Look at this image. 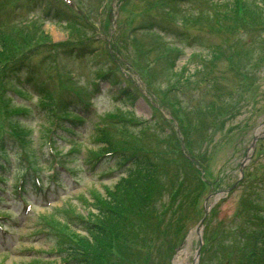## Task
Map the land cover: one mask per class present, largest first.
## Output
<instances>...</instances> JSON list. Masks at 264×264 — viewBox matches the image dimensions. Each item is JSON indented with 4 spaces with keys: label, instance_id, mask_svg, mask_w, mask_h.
<instances>
[{
    "label": "rangeland",
    "instance_id": "rangeland-1",
    "mask_svg": "<svg viewBox=\"0 0 264 264\" xmlns=\"http://www.w3.org/2000/svg\"><path fill=\"white\" fill-rule=\"evenodd\" d=\"M161 1L165 0H73L74 6L78 3L85 11L89 22L88 25L79 27L64 25L60 20H48L38 22L36 27L18 26L11 30L12 23H10L2 31L8 39L10 48L4 56L8 58L0 57V67L14 60L36 69L39 75L35 83H50L51 97L54 101L58 100L60 106L63 96L68 91L77 87L85 89L91 83L93 80L91 68L97 62L100 65L103 58L114 63L113 68L116 70L118 65V71L127 79L131 78L134 85L139 86L136 73L128 71L121 62L127 63L130 67L136 66L154 89L160 91L165 99H172L173 105L175 103L178 105L177 109L175 106L169 108L168 103H165L166 109L161 108L162 114L168 116L172 108L182 123L178 125L180 130L177 134L174 133L175 122L172 119L163 122L165 124L160 131L158 128H149L141 134L139 133L141 127L132 126L128 130L131 134L127 139L112 136L115 144L129 149L132 153L147 152V158L157 167L158 172H162L163 180L154 200L152 199L149 204L148 209L153 216L147 224L140 226L137 222L127 224L128 228L125 232L131 227L138 236L131 240L128 236L126 240L116 244V246L122 245L124 257L122 259L115 255L117 263L238 264V261L243 263L241 254L239 257L236 246L232 244L237 240L238 232L262 225L257 219L251 223L243 221L244 213L240 209L241 202L247 198L264 205V140L260 141L258 150L255 148L257 152L254 150L248 161V167H245L246 178L243 175L241 184L229 193L225 190L240 176L238 164L242 159L243 147L248 146L254 131H264V31L254 27L238 31L229 18L226 21L213 19L214 3H218L223 8L228 0H176L175 4L166 0L170 3L169 10L159 7ZM246 1L253 10L264 12V0ZM54 7L63 12L61 20L71 14L58 1L54 2ZM204 14L213 20L199 19L198 15L205 17ZM95 17H97L96 21ZM149 19L163 20L160 22L167 27L170 26L168 29L184 25L193 26L196 34L201 35L203 41L208 39L214 47L212 51L203 50L189 61L187 59L195 48L183 47L182 58L179 62L175 61L174 66L170 61H159V44L160 46L164 44L161 40L162 36L160 33L154 34L138 28ZM188 20L196 22L193 21L194 25H189L186 22ZM76 42L86 45L83 49H95L91 55L78 59L84 62L79 64L81 66L79 70L75 68L74 70L67 63V56L61 55L57 50L63 47H57L58 44L67 45ZM111 46H116L118 54L109 55ZM114 50L116 52V49ZM213 51L216 55H212ZM235 51L237 54H233ZM247 52L250 54L248 55ZM119 55L121 62L119 60L117 63L113 58L117 56L119 58ZM153 60L156 62L155 65ZM185 61L187 68L184 66L183 69L182 65ZM43 67L48 68L49 76L42 72ZM101 68L106 69L107 66L102 65ZM72 70V73L77 72V76L73 77L69 72ZM26 76L27 74L23 72L19 77L25 79ZM185 77H188L187 81L184 80ZM4 82L8 86L14 81L7 80L5 76L0 79V99H2L0 127L3 126L5 130L12 129L14 126L12 121L17 120L24 129L21 134L28 143L23 148L20 145V149L16 137L6 131L13 138L17 150L7 149L6 153L4 150L0 152V163L6 165L0 170V175L6 177L0 185L4 189L3 192L7 193L6 197L3 196L4 200L0 201L3 203L0 205V214L11 215V220H17L14 227L15 240L11 244L9 240L7 241L10 246H0V264H44L52 260L58 261V256L47 253L57 247L54 238L49 239L35 231L46 228L51 222L64 225L61 212L85 217L86 211L89 210L86 206L87 200L92 202V197L104 196L107 187L103 186L110 187L115 178H103L100 183L95 177L85 175L83 170L81 172L77 170L80 181L78 185H74L68 182L64 174H61L60 183L64 187L59 194H56L55 188L47 185L49 183L47 175L51 173L46 153L48 145L45 144L47 133L45 129H48V123L45 118L47 112L39 108V104H42V100L38 99L40 94L33 91V84L30 86L26 83L25 86L22 84L17 88L14 84V87L10 86L5 92ZM100 85H102V94L93 99V105L98 112L122 104L138 117H150L153 113L155 118H158L147 101L141 97L135 96L121 102L115 99L118 85H109L102 81ZM170 85L172 89L169 88ZM16 89L26 96L16 97L13 94ZM154 101L157 102V98ZM8 103L9 105L14 103L17 105L15 107H18L19 103L26 106V114L13 113L8 116L3 108ZM72 109L75 108L72 106ZM161 131L169 134L164 135ZM91 133L92 131L88 130L85 135L80 136L83 137L82 148L84 147L85 153L89 152L87 156H90L95 149ZM184 135L189 137L190 151L194 155L205 153L207 164L203 166L206 168V173H209L211 183L206 190L198 188L196 169L187 170V166H192V163L181 152L177 153L183 146L181 140H184ZM143 136L146 138L143 139ZM55 145L58 149L64 147L65 151L69 144L59 140ZM23 150L28 162L36 165V170L43 177L42 191H50L49 198L60 199L47 209L41 202L37 203L27 216L22 215L20 203L12 200L15 195L9 196L17 184L19 177L16 176L25 168V163H22L19 157V153ZM189 185L200 193L199 202L197 207L183 210L187 202L184 193L186 188L189 189ZM176 187L177 190L172 192ZM26 190L29 194L32 192L29 187ZM6 199L11 205L6 203ZM205 199H207L206 207H210L208 221L210 214L212 215L210 221H207L208 225L202 227L198 237L195 228L202 216L200 210ZM179 206L181 208H178ZM36 217L39 224L35 223ZM5 225L4 231L0 232V241L13 233L10 223L6 222ZM67 227L68 233L82 232L76 226ZM199 239H203L201 263L195 258Z\"/></svg>",
    "mask_w": 264,
    "mask_h": 264
},
{
    "label": "trees",
    "instance_id": "trees-1",
    "mask_svg": "<svg viewBox=\"0 0 264 264\" xmlns=\"http://www.w3.org/2000/svg\"><path fill=\"white\" fill-rule=\"evenodd\" d=\"M224 5L225 7L222 8L218 3H214L213 19L226 21L229 18L236 28L239 25L245 27V29L252 26L254 28H264V12L253 10L246 0H228ZM205 18L213 20L210 16H205ZM9 48L10 44L7 39L4 36H0V57L5 58L4 56H6ZM214 51L213 55H216ZM247 53L248 55L250 54L249 52ZM233 54H237V51ZM173 74L177 75L176 73ZM184 80L187 81L188 77L184 78ZM167 100L170 101V99ZM47 104L50 105L51 102H47ZM172 106H175L176 109L178 108L176 103ZM53 110L51 108L50 112H55ZM114 119L117 120V124H115ZM177 119L178 123L181 124V119L178 117ZM138 121L133 118V115L124 112L105 115V119L102 121L104 126L97 129L99 135L96 138L103 143L98 149L99 152L115 150L116 144L113 142L112 136L116 135L127 139L131 134L128 131L129 128L140 124ZM112 128L115 131H111L110 129ZM146 128H151V125L147 124ZM145 129L139 130V133L143 134ZM162 134L166 135L169 133L162 132ZM145 138L146 136H143V139ZM184 144L190 155L194 157L195 155L190 151L191 143L189 137L186 135H184ZM146 154L147 152L129 154L126 159L131 161L132 166L114 182L111 188L105 189L104 196L92 197L91 206L96 211L89 212L85 220L79 219V222L76 221L81 223V233H68L66 229L69 226L68 220H63L64 225L54 224L53 222L51 224L48 223L54 228L55 233L61 240V243L59 240L56 241L57 249L63 250L65 258L72 259V264H118L115 255L120 256L122 259L124 257L122 245L116 246V244L126 240L128 236H130V240L138 236L131 227L125 232L128 228L127 224L131 225L132 222H137L139 226L144 225L153 216L151 210L148 209L149 204L152 199L154 200V196L161 187L163 180L162 172L157 171V167L147 158ZM187 168L189 170L192 169L191 166H187ZM198 184L199 187L203 188L204 184L202 181L199 180ZM192 191L186 188L184 196L186 200L190 201V205H195L198 201L199 193L193 195L194 192ZM178 208H181V206ZM67 216L70 221L74 220L72 215L68 214ZM140 218L145 219L141 220ZM262 238H264L262 230L258 231V229H255V231L245 232L244 235L238 232L236 249L239 250L242 244L243 246L251 245L252 243L256 245Z\"/></svg>",
    "mask_w": 264,
    "mask_h": 264
}]
</instances>
